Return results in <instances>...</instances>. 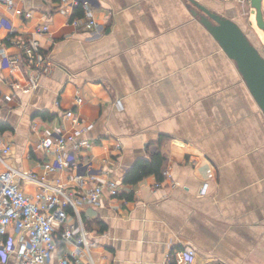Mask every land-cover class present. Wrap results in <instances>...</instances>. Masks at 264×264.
Segmentation results:
<instances>
[{"label": "crops", "instance_id": "0c3cea01", "mask_svg": "<svg viewBox=\"0 0 264 264\" xmlns=\"http://www.w3.org/2000/svg\"><path fill=\"white\" fill-rule=\"evenodd\" d=\"M89 1L92 30L73 25L61 0H0V20L16 28L0 24V135L10 164L43 175L53 157L38 142L70 131L73 109L93 142L86 154L97 179L78 181L69 170L48 177L79 190L118 182V196L105 189L99 204L80 206L98 264H178L188 249L191 264H264V113L235 61L189 0ZM197 1L247 31L242 0ZM44 24L45 71L25 63L11 71L3 53L22 55ZM156 151L167 157L162 181H123ZM74 248L61 240L51 264Z\"/></svg>", "mask_w": 264, "mask_h": 264}, {"label": "built area", "instance_id": "2783aa9c", "mask_svg": "<svg viewBox=\"0 0 264 264\" xmlns=\"http://www.w3.org/2000/svg\"><path fill=\"white\" fill-rule=\"evenodd\" d=\"M245 3V0H242ZM13 6V0H3ZM81 6L84 15L74 17V9ZM249 7L247 14L249 13ZM16 13L24 14L20 8ZM60 11L69 15L70 22L82 29L92 30L98 25L89 0H61ZM31 11L25 12L26 17ZM7 23H6V22ZM10 33L16 28L5 19L0 20ZM49 30L47 24L38 26L24 46L22 55L8 56L3 53L9 69L15 71L24 63L34 73H42L49 63V57L43 53L37 35ZM2 77L0 76V83ZM0 86V95H1ZM65 116L72 122V129L57 135L41 137L38 147L53 158L43 163L44 174L16 168L7 161L12 153L11 144L0 135V264H51L58 251L61 240L72 242L75 248L59 258L58 264H98L93 255L94 240L82 217L80 206L83 203L97 205L103 198L105 189L112 196L121 194L118 182L110 178L93 182L86 190L70 188L60 179L48 176L55 171H75V179H97L96 168L88 152L93 142L84 136L87 127L83 126L75 110L66 111ZM77 151L80 153L77 156ZM168 175L169 172L165 171ZM34 183L37 191L28 193L22 183ZM160 185L159 183L156 184ZM202 192H206V186ZM195 251H183L178 264H191Z\"/></svg>", "mask_w": 264, "mask_h": 264}, {"label": "water", "instance_id": "95a60500", "mask_svg": "<svg viewBox=\"0 0 264 264\" xmlns=\"http://www.w3.org/2000/svg\"><path fill=\"white\" fill-rule=\"evenodd\" d=\"M195 7L194 15L210 31L225 53L235 61L247 87L264 113V45L254 43L243 27L234 19L189 0ZM258 27L264 33V0H245Z\"/></svg>", "mask_w": 264, "mask_h": 264}, {"label": "trees", "instance_id": "16d2710c", "mask_svg": "<svg viewBox=\"0 0 264 264\" xmlns=\"http://www.w3.org/2000/svg\"><path fill=\"white\" fill-rule=\"evenodd\" d=\"M84 14V10L79 5L75 8L74 17ZM167 157L161 151L151 154L150 158H139L133 168L124 176L123 181L129 184H135L149 175H155L158 181L164 179L162 173Z\"/></svg>", "mask_w": 264, "mask_h": 264}, {"label": "rangeland", "instance_id": "374dc122", "mask_svg": "<svg viewBox=\"0 0 264 264\" xmlns=\"http://www.w3.org/2000/svg\"><path fill=\"white\" fill-rule=\"evenodd\" d=\"M225 1H232V0H225ZM246 7H247V5H246ZM237 8H238L239 13H240L241 6H239V7L237 6ZM242 21H243L242 23L244 24L245 28L247 29L246 32L249 35V37L251 38V40L261 48L262 45H264V33L258 27L257 22H256V18L253 14V11H252L251 15L243 17ZM7 161L11 162L10 156L7 157ZM0 169H1V167H0Z\"/></svg>", "mask_w": 264, "mask_h": 264}]
</instances>
